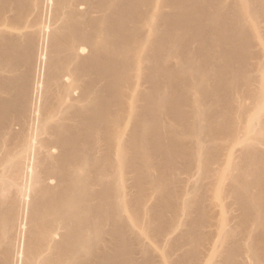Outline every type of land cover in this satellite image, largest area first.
<instances>
[{
	"label": "bare ground",
	"instance_id": "bare-ground-1",
	"mask_svg": "<svg viewBox=\"0 0 264 264\" xmlns=\"http://www.w3.org/2000/svg\"><path fill=\"white\" fill-rule=\"evenodd\" d=\"M0 264H264V0H0Z\"/></svg>",
	"mask_w": 264,
	"mask_h": 264
}]
</instances>
